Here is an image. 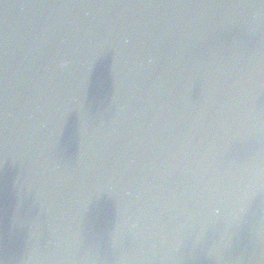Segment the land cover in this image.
Returning <instances> with one entry per match:
<instances>
[{
    "label": "water",
    "instance_id": "water-1",
    "mask_svg": "<svg viewBox=\"0 0 264 264\" xmlns=\"http://www.w3.org/2000/svg\"><path fill=\"white\" fill-rule=\"evenodd\" d=\"M0 264H264V0H0Z\"/></svg>",
    "mask_w": 264,
    "mask_h": 264
}]
</instances>
